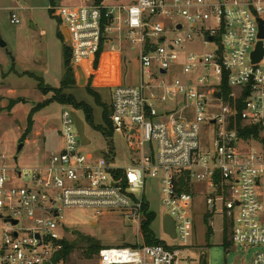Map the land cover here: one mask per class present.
<instances>
[{
	"label": "built area",
	"instance_id": "1",
	"mask_svg": "<svg viewBox=\"0 0 264 264\" xmlns=\"http://www.w3.org/2000/svg\"><path fill=\"white\" fill-rule=\"evenodd\" d=\"M49 11L76 80L88 83L107 56L112 66L103 63L100 86L110 91L114 133L123 134L132 157L121 166L112 152H81L68 106L61 148L42 166L11 167L0 155V264H68L62 214L76 208L135 225L137 247H103L98 264H181L200 205L209 222L223 218L232 244L264 248V0H133ZM19 20L12 14V23ZM122 39L138 52V86L119 81ZM149 179L162 185L164 215L175 222L176 238L164 233L163 244L145 245L142 235L153 212ZM249 264H264V251Z\"/></svg>",
	"mask_w": 264,
	"mask_h": 264
},
{
	"label": "rangeland",
	"instance_id": "2",
	"mask_svg": "<svg viewBox=\"0 0 264 264\" xmlns=\"http://www.w3.org/2000/svg\"><path fill=\"white\" fill-rule=\"evenodd\" d=\"M132 1L106 0L104 3ZM95 2L98 0H55L54 4L51 0H0V40L6 44V47L0 45V155L6 156L5 163L9 166L20 169L42 166L48 156L62 145L61 113L65 106L58 102L47 105L33 115V128L26 140H22L32 110L55 94L51 91L45 95L39 88V80L44 88L60 89L63 79L65 38L63 41L58 37V31L62 33L59 21L53 17L49 8L52 5L79 6ZM12 14H18V23H12ZM118 43L122 49V58L115 61H121V67L117 68L119 81L125 85L138 86V52L125 39ZM106 57L97 60L88 83L75 79V84L63 91L64 94H72L77 102L93 109L95 128L105 126L103 114L111 103L109 89L100 86L104 73L103 63L106 66L109 63V60H105ZM98 65L101 71L95 77ZM109 66L112 65L108 64ZM20 99L25 101L15 105L10 111L8 108L11 102ZM73 110L85 120L82 110ZM85 123L86 135L91 144L83 147L80 145L81 152L97 158H103L112 152L116 164L127 166L131 162L132 152L122 133H114L110 139L102 131L91 127L86 120ZM21 144H24V148L17 153ZM16 157L18 163L15 162ZM161 188L162 185L156 179L148 180L146 196L151 211L156 214L151 227L159 240L167 239L162 228L165 209L161 203ZM205 211L202 205L195 210V237L183 252L181 264H202L203 257L204 264H249L257 253L264 251L261 246L232 244L223 218L217 216L206 225ZM62 215L61 231L67 230L68 241L75 246L68 257V264H98L97 256L86 259L83 255L86 238L95 240L103 247L137 244L135 225L121 216L98 219L92 208L65 210ZM210 227L212 234L208 236Z\"/></svg>",
	"mask_w": 264,
	"mask_h": 264
},
{
	"label": "trees",
	"instance_id": "3",
	"mask_svg": "<svg viewBox=\"0 0 264 264\" xmlns=\"http://www.w3.org/2000/svg\"><path fill=\"white\" fill-rule=\"evenodd\" d=\"M105 1L106 0H98V2H95V4L104 3ZM51 2H52V4H54L55 0H51ZM59 25H60V22H59ZM58 37L64 41V36L59 31H58ZM103 49H104V46L102 45V51H103ZM63 57H64V75H63V79L61 81V88L60 89L44 88V87H42V82H40V80H39V88L45 95H47L51 91H54L55 94H54L53 98L49 99L48 101H46L42 104H39L38 106H36L32 110V113H31L29 120H28V128H27L26 133L24 134L22 140H26L28 134L31 132V130L33 128V125H34L33 115L36 112H39L41 109H43L44 107H46L47 105H49L53 102H58L64 106L70 105L73 109L82 110L84 113L86 122L91 127H93L94 129L102 131L108 138L112 139L114 136V129H113L112 122L110 119L111 114H112V110H111L110 106H109V109H107V108L105 109L104 114H103V120L105 122L104 123L105 126L95 128L94 127L95 124H94L93 109L91 107H89L88 105L82 103V102H77V100L75 99V97L72 94H64L63 93L64 90L71 88L75 84V81H76L75 77H74V71L72 69L71 52L66 45L63 46ZM222 91H223L224 95L226 96L229 94L230 89L227 85H225L222 87ZM24 101H25L24 99L12 101L8 109L11 111V109L14 108L15 105H17L19 103H23ZM237 107H238V110L241 111V109L243 107V101L238 102ZM240 124H241V121L239 120V116H236L235 126L238 127ZM155 219H156V214L154 212H151L148 215L147 220L142 225V235H143V238L145 241L144 242L145 245L163 244L162 241H160L159 239L156 238L154 231L151 229V225L155 221ZM204 222L206 225H208L209 216H205ZM211 231L212 230L210 227V229L208 230V236H210L212 234ZM85 244H86V246L83 248V255L86 259H92L93 257L97 256L99 251L103 248V246H101L98 242H96L95 240L90 239V238L85 239ZM64 245H65L64 255L66 258H68L70 256L71 252L73 251V249L75 248V246L73 245L72 242H69V241L64 242ZM125 247L136 248L137 244L136 245H125Z\"/></svg>",
	"mask_w": 264,
	"mask_h": 264
},
{
	"label": "water",
	"instance_id": "4",
	"mask_svg": "<svg viewBox=\"0 0 264 264\" xmlns=\"http://www.w3.org/2000/svg\"><path fill=\"white\" fill-rule=\"evenodd\" d=\"M180 28V27H179ZM65 34L66 31H64ZM0 45L1 47H6V44L4 42H2V40H0ZM254 61L255 62H259L262 58V44H259L258 50L254 53L253 55ZM216 96L218 98L221 97V93H217ZM72 117L74 119L76 128L78 130V133L80 135V140L82 145L84 146H88L91 144V140L88 138V136L86 135V123L85 120H83L82 118H80V116L76 113L75 110L72 111ZM24 148V144H21L18 148L17 153H20ZM15 162L18 163V157L15 158ZM16 224V222H15ZM162 228H163V232L167 235H169L171 238L175 239L176 238V228H175V222L173 220V218L171 216H169L168 214L163 215L162 217ZM60 257L56 258V262L59 261ZM205 259L203 257L202 259V264H204Z\"/></svg>",
	"mask_w": 264,
	"mask_h": 264
},
{
	"label": "crops",
	"instance_id": "5",
	"mask_svg": "<svg viewBox=\"0 0 264 264\" xmlns=\"http://www.w3.org/2000/svg\"><path fill=\"white\" fill-rule=\"evenodd\" d=\"M59 28H60V26H59ZM121 58H122V56H121ZM63 75H64V74H63ZM110 99H111V98H110ZM110 105H111V103H110ZM60 148H61V147H60ZM60 148H59V149H60ZM59 149H58V150H59ZM58 150H57V151H58ZM52 153H53V152H52ZM50 155H51V154H50ZM50 155L48 156V158H47V160H46L45 162H47V161H48V159H49ZM45 162H44V163H45ZM44 163H43V164H44Z\"/></svg>",
	"mask_w": 264,
	"mask_h": 264
}]
</instances>
